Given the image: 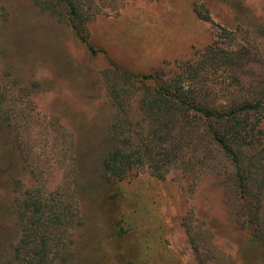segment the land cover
Returning a JSON list of instances; mask_svg holds the SVG:
<instances>
[{"label": "rangeland", "instance_id": "obj_1", "mask_svg": "<svg viewBox=\"0 0 264 264\" xmlns=\"http://www.w3.org/2000/svg\"><path fill=\"white\" fill-rule=\"evenodd\" d=\"M80 1L95 54L53 3L1 0L0 76L31 94L34 120L22 143L0 112V254L19 238L14 189L36 179L56 188L70 160L83 221L69 264H264V235L254 239L241 208L256 206L257 183L244 195L208 140L164 176L147 167L115 183L103 176L115 145L104 72L115 64L171 76L228 28L264 77V0ZM259 206L264 218V195Z\"/></svg>", "mask_w": 264, "mask_h": 264}, {"label": "trees", "instance_id": "obj_2", "mask_svg": "<svg viewBox=\"0 0 264 264\" xmlns=\"http://www.w3.org/2000/svg\"><path fill=\"white\" fill-rule=\"evenodd\" d=\"M44 1L53 3L51 8L59 11L80 40L97 53L89 42L80 0ZM3 14L0 0V35ZM231 33L222 28L212 44L194 60L178 66L171 76L164 71L135 73L115 64L104 72L115 145L103 159V176L115 183L145 167L164 176L208 140L233 163L244 195L257 183L256 206L242 202L241 208L250 212L244 226L250 228L254 239H262L264 218L259 205L264 195V77L254 69L256 52L249 44L236 43ZM4 51L0 38V64ZM31 109V94L0 76V112L22 143L23 133L33 125ZM63 164L67 167L64 180L56 188L50 190L36 179L14 189L19 238L9 253L0 254V264L71 262L73 233L82 225L83 216L76 168L70 160Z\"/></svg>", "mask_w": 264, "mask_h": 264}]
</instances>
